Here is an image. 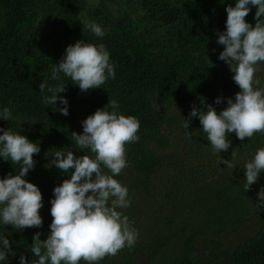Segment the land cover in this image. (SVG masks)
Masks as SVG:
<instances>
[{
  "label": "trees",
  "instance_id": "1",
  "mask_svg": "<svg viewBox=\"0 0 264 264\" xmlns=\"http://www.w3.org/2000/svg\"><path fill=\"white\" fill-rule=\"evenodd\" d=\"M90 1L0 0V107L6 106L12 110L14 131H20L22 135L40 146V152L33 157L36 161L35 167L25 177L30 182L37 176L52 178L51 181L56 184L64 175L66 179L69 178L68 174L56 167L43 170L42 160L46 151L55 152L58 149L67 151L74 147L78 156L94 155L88 150H79L72 139V133H82V121L97 109L107 105L110 100L114 99L119 103L121 113L126 116L134 115L140 120V129L137 133L140 137L139 141L126 146L129 166L125 169H129L128 172L134 174L141 172L146 179L157 157L151 155V144L156 143L162 149L169 144V137L161 131L167 118L156 107V103L174 107L178 112V116L174 115L175 119L181 116L188 118L193 105L206 109V105L201 104L200 97L205 98L207 104L213 105L219 113L227 107V98L234 99L235 94L240 91L239 86L231 79L232 72L229 65L218 58L224 46L216 42L217 31L222 32L226 28V7L234 6L235 0H231L225 9L212 7L211 4H206L208 7L203 8L199 2L194 3L189 0L166 1L163 6L150 3L152 6L149 7V11L154 16L167 12L168 18L165 22L166 29L157 35L150 33L154 45L156 42L160 48L157 54L149 57L148 60L127 53L121 45L124 38L132 39L129 41L133 44L140 40L144 41L148 32L130 30L125 32V35H121V30L128 24H134L133 19L131 23L129 20L132 17L121 19L114 14L108 4L100 2L99 8L90 10L89 16L84 19L83 12ZM251 13L253 14L252 11ZM29 14L35 19L41 18L46 32H42L38 23L34 24L36 26L23 25ZM245 19L247 21V18ZM85 22L100 24L105 30V35L102 38L95 36L85 26ZM137 26L134 29H138ZM176 28L184 31L187 29L188 38L179 39L175 33ZM81 39L87 43H103L110 52L116 76L115 79H108L101 86L102 88L82 92L78 85L73 84L70 78L62 73L59 80L51 79L54 64H58L63 57L64 52H60L62 46L66 42L72 45ZM174 45L177 46L176 49H172ZM210 66H213L212 70L223 71L220 73L211 71L207 74L206 69L211 68ZM42 81H47L49 86L65 84L66 91L58 95L66 96L69 100V115L64 116L54 111L55 105L42 103V96L50 95L46 91L41 92L39 84ZM229 83H234V87ZM217 97L224 98L221 104L214 103ZM56 107H60L59 101ZM15 119L25 122L26 127L21 130ZM3 120L5 119L0 118V124ZM183 131L189 137L186 144L192 140L191 145L196 151L204 145L212 150L198 117L191 119L189 129L183 126ZM229 139L232 141L229 151H242L246 146L262 141L264 134L256 133L251 139L245 138L241 141L233 132L229 134ZM156 161L163 162L160 156ZM19 171L20 164H12L11 161L0 158V176L9 173L15 175ZM123 172L116 179L120 181L124 177ZM231 184L234 185L228 186L217 198L219 202L223 201V204H227L223 206L224 214L218 222L221 224H225L230 206L239 207L243 195L247 196L251 193V189L246 191L242 182ZM177 186L179 181L175 184V188ZM174 198L171 195L168 197V199ZM256 201L259 202L258 199ZM206 202L201 199L196 203L205 206ZM256 208L259 212L257 230L234 252L224 251L223 246L214 239L203 244L202 248H196L194 245L204 231L203 228H196L182 241L175 256L165 264H264V206L257 205ZM213 228L218 233L222 231V228L220 230ZM12 233L13 231L8 237L14 239ZM28 235L33 233L21 234L23 237ZM12 239L10 242L12 253L9 255L18 258L24 255L27 258L38 259L32 255L28 245L14 243ZM154 244L155 249L151 258L156 259L164 248V241L159 238L153 246ZM138 251L137 249L133 253L137 255ZM127 264H131L129 258Z\"/></svg>",
  "mask_w": 264,
  "mask_h": 264
},
{
  "label": "clouds",
  "instance_id": "2",
  "mask_svg": "<svg viewBox=\"0 0 264 264\" xmlns=\"http://www.w3.org/2000/svg\"><path fill=\"white\" fill-rule=\"evenodd\" d=\"M252 7L257 8L255 26L245 19ZM226 12V28L217 31L216 42L224 46L218 58L229 65L240 91L234 99L227 98V107L219 113L200 97L206 109L193 105L188 118L183 117V126L188 129L191 119L199 118L212 151L219 154L231 147L230 133L234 132L241 141L264 133V86L256 75L261 70L260 64L264 63V19H261L264 0H235V5H228ZM85 26L97 37L105 35L98 23L85 22ZM54 65L52 80H59L62 73L82 92L102 88L108 79L116 76L105 45L87 43L83 39L69 45L60 62ZM39 88L42 93H50L42 96V103L55 105L54 111L69 115V100L58 95L66 91L65 84L49 86L47 81H42ZM223 100L217 97L214 103L218 105ZM57 101L60 107H56ZM0 118L11 121L12 110L0 107ZM82 127L83 132H73L72 139L79 150H88L94 155L78 156L69 149H58L46 165H54L69 178L53 189L50 233L46 240L40 239V232L34 235L31 253L38 259L31 264H80L81 260L98 264L108 255L134 247L139 238L138 229L120 211L129 208L131 200L128 187L116 177L129 166L126 146L139 141L140 120L121 113L119 103L113 99L83 120ZM0 133V158L20 164L18 174L0 176V224L18 229L41 228L43 195L36 184L25 179L35 167L33 157L40 152V146L11 128L0 127ZM235 159L233 151L231 159H221L220 164L234 167ZM243 171L248 191L264 174V147L258 148L253 157L244 162ZM257 195L259 206H264V186ZM9 253H12V244L6 236L0 235V264H6ZM19 262L29 264L24 255H20Z\"/></svg>",
  "mask_w": 264,
  "mask_h": 264
},
{
  "label": "rangeland",
  "instance_id": "3",
  "mask_svg": "<svg viewBox=\"0 0 264 264\" xmlns=\"http://www.w3.org/2000/svg\"><path fill=\"white\" fill-rule=\"evenodd\" d=\"M171 0H91L89 6L84 10V19L89 16V11L95 8H99V2L101 4H108L114 14L125 19L127 16L130 23L131 20L134 24H128L123 30L121 35L125 32L132 31H147L145 34L146 40H140L137 43H131L132 39L123 40L122 49L127 53L137 55L142 60H148L149 57L157 54L158 46L154 41L150 33L157 35L162 30L166 29L165 22L168 18V13L156 14L155 16L149 10L152 5L165 4L164 2ZM190 2L200 3L204 8L207 5L225 9L227 4L231 0H189ZM207 4V5H206ZM155 5V6H156ZM208 7V6H207ZM253 9V10H252ZM249 14L245 17L247 21L255 26L256 19L254 13H256V7H252ZM154 16V17H153ZM42 20L35 19L33 15H28L27 20L23 25L36 26L37 23L41 26L42 32H46L45 24H42ZM36 24V25H34ZM138 25V26H137ZM169 25V22H168ZM135 26L138 29H134ZM22 27V26H21ZM163 27V28H162ZM176 36L179 39H187L189 31L175 29ZM127 34V33H126ZM125 35V34H124ZM148 35V36H147ZM162 36V35H159ZM157 38V36H156ZM69 43H65L62 46L60 52H64L69 46ZM177 45V44H176ZM176 45L172 49H176ZM206 69V73H215V71L222 72V69H214L213 66ZM228 68V67H226ZM225 69V68H224ZM260 71L256 75L261 79L264 86V63L260 64ZM217 72V73H218ZM218 73V74H219ZM222 75V74H221ZM231 75V79L233 77ZM225 79H227L225 77ZM225 81V80H224ZM231 87H234V83H229ZM156 107L166 115V124L162 128V133L169 137V144L165 148H159L156 143L151 144V155L157 156L148 177L140 173L134 174L128 172L129 169H124L123 175L120 179L122 184L126 185L129 189V198L131 200V206L127 209H120L124 215L129 217L130 222L139 231V238L134 247H125L120 250L116 255H108L104 259L100 260L98 264H127V259L131 261V264H165L171 257H174L175 253L179 250V247L183 243L182 241L188 236L194 229L203 228V233L200 234V239L194 246L196 248H202V245L214 239L219 242L224 251L228 253L234 252L245 240H247L252 233L257 230L258 221V209L259 205L257 193L261 186H264V174H261L259 181L252 185L251 193L245 194L242 197L239 207L230 206L227 211L228 217H226L225 224L218 223L223 216V201L219 202L217 199L222 191L235 183H246L244 180V162L251 159L258 148L264 147V139L255 145H248L243 148L242 151L228 150L214 153L209 146L204 145L195 150L192 146V140L188 141L183 131L184 118L181 116L178 119L174 118V115L178 116V112L174 107H167L163 104L156 103ZM179 111V110H178ZM178 120V121H177ZM14 120H3L0 127L5 130L11 128L14 131ZM19 128L23 130L26 127V123L16 120ZM18 132V131H14ZM2 134V133H0ZM264 134V133H262ZM190 147L193 151H190ZM75 155L77 152L73 148H69ZM235 152L236 159L232 162L234 167H227L224 163L220 164L222 160H230L231 153ZM54 152H44V159L42 160L43 170L55 167H46L53 158ZM161 157L163 162L157 163L156 160ZM38 177V176H37ZM31 182L36 184L42 192L44 206L40 210V214L43 218V226L41 228L29 227L24 229H18L12 225L0 224V235L6 236L11 242V237H8L11 231H13L14 243L26 244L27 247H33V237L37 232L41 233L40 239L46 240L50 233L49 225L51 224L53 217L51 216V199L53 198V189L57 185L61 184L67 177L64 175L56 184L52 182V178L38 177ZM125 178V180H124ZM179 181V186L175 188V184ZM173 189V190H172ZM175 197L174 199H168L169 196ZM206 200L205 206L199 205V200ZM217 207V208H214ZM211 211V212H209ZM216 227L221 232L214 230ZM32 232L33 235L21 236L22 233ZM162 238L164 241V248L160 252L159 256L151 258V254L155 249V244L158 239ZM138 251V254L133 252ZM35 259V258H34ZM29 257V264L34 260ZM6 264H20L19 258L8 254ZM80 264H87V262L81 260Z\"/></svg>",
  "mask_w": 264,
  "mask_h": 264
}]
</instances>
